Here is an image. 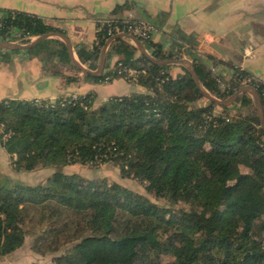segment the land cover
<instances>
[{"label":"trees","instance_id":"trees-1","mask_svg":"<svg viewBox=\"0 0 264 264\" xmlns=\"http://www.w3.org/2000/svg\"><path fill=\"white\" fill-rule=\"evenodd\" d=\"M127 7H115L108 17L120 18L116 15ZM97 27L92 49L80 46L75 51L89 70L97 68L110 38L107 24ZM52 32L59 30L40 17L0 9V42ZM140 42L156 59L188 58L214 98L227 99L247 85L264 107V83L244 71L236 69L226 78L213 73L204 58L217 61L196 53L195 47L165 52L151 39ZM25 51L44 65L55 61V75L77 82L62 73L65 67L77 70L64 42L45 39ZM19 52L0 50V63ZM136 53L131 43L113 40L103 73L82 76L94 84L123 79L143 92L112 96L98 106L93 92L54 100L0 101V141L11 170L52 171L36 185L0 175V258L25 243L29 211L53 204L87 220L84 235L68 238L52 264H264V132L250 96L242 93L230 106L198 105L201 94L184 67L171 76L174 66L156 65L143 56L136 58ZM113 57L117 59L110 66ZM129 69L135 74L129 75ZM248 78L252 81L244 84ZM75 164H112L121 178L138 181L147 194L182 206L168 212L116 182L85 183L63 172ZM46 217L41 216L40 223ZM56 222L63 220H51L47 236L43 232L33 240H47L42 255L61 245L59 233L68 224L57 228ZM161 256L172 260L164 263Z\"/></svg>","mask_w":264,"mask_h":264},{"label":"crops","instance_id":"crops-1","mask_svg":"<svg viewBox=\"0 0 264 264\" xmlns=\"http://www.w3.org/2000/svg\"><path fill=\"white\" fill-rule=\"evenodd\" d=\"M127 4V9L116 16L123 18L132 12L150 23L153 27L151 40L160 44L163 51L195 47L196 53L217 61L204 58L216 74L229 78L234 70L240 69L264 83V0H0V9L35 15L64 33L71 42L74 59L79 63L76 48L92 49L98 19L109 16L115 7ZM116 59L109 60L110 66ZM54 63L44 65L41 59L30 57L25 50L10 55L7 61L0 63V101L54 100L93 92L96 95L94 105L98 106L112 96L144 91L123 79H114L105 85L84 81L77 67L78 71L72 67L63 68V74L77 80L65 82L53 73ZM174 70L170 71L171 76L176 72ZM0 152L8 159V170L0 169V175L28 185L43 182L33 184L23 179L24 175L37 169L13 172L10 156L3 151L1 141ZM44 170V178L52 173L50 169ZM24 242L20 249L1 257L0 264H42V255H37L31 248L33 242L26 239Z\"/></svg>","mask_w":264,"mask_h":264},{"label":"rangeland","instance_id":"rangeland-1","mask_svg":"<svg viewBox=\"0 0 264 264\" xmlns=\"http://www.w3.org/2000/svg\"><path fill=\"white\" fill-rule=\"evenodd\" d=\"M100 31V29L98 27H96L95 29V34ZM95 38V37H94ZM185 60L190 61L188 58H182ZM176 68V72L173 73V75L181 72L179 65L174 66ZM102 85V84H101ZM105 85V84H103ZM102 87H106V86H102ZM207 100L204 99L201 96V99L196 103L198 105H203L206 104ZM3 153V152H2ZM0 152V169L1 170H8V166L6 165L8 163V159L6 158V156H4ZM46 168H42V169H37L36 171H34L33 173H28L27 175H24V178L28 183H37L39 181H43L45 178V170ZM64 173L66 174H76L78 176H80L83 181L86 183L87 181H100V180H107L112 181V182H116L119 185L128 188L129 190H132L140 195L145 196L150 202H152L153 204H157L159 207H165L167 208L168 212L170 210H174L180 206H182L179 203H169L166 202L162 199H156L153 195L151 194H147L144 190L143 185H141L138 181L134 180V179H126V178H121V175L119 174V170L117 167H115L112 164L109 165H100V166H96V167H90V166H80L78 164L75 165H70L65 167L64 169ZM44 178V179H43ZM57 210V211H56ZM29 214V218H28V225H27V230H29L30 234L26 237V241H31L33 242L34 238L38 235V234H43L44 232V237L47 236V232L45 234V231L48 230L49 228V223L51 220H59L62 219L63 222H56V224H54V227H60L63 223H67L68 226L66 228V231L60 232L59 233V237H58V241L60 242V246L58 248L57 251H47L44 255H42V249H44L47 246V240H44V242H42L41 244H33L32 243V249L34 250V252L39 256L41 259V263L42 264H52L51 263V259L54 256H58L61 255L64 250L66 248H64V243H66V240L68 238H70L72 235H84L83 230L85 227V222H86V217L83 215H76V214H72V213H65L63 211H59L53 204H50L49 206L46 207V209H38V208H32ZM55 213V215H53L51 217V214ZM46 217V220H44L43 223H40V217L43 216V218ZM77 228V230H76ZM63 243V245H62ZM28 245V244H27ZM39 251V252H38ZM41 251V252H40ZM171 258L168 256H161L160 257V261L164 262V263H169L171 262Z\"/></svg>","mask_w":264,"mask_h":264},{"label":"water","instance_id":"water-1","mask_svg":"<svg viewBox=\"0 0 264 264\" xmlns=\"http://www.w3.org/2000/svg\"><path fill=\"white\" fill-rule=\"evenodd\" d=\"M57 38L60 41L65 43V46L67 48L68 56L70 58V61L72 64H74L75 67H77L82 73H88L92 76H98L101 75L104 71L105 68V58H106V52L110 46V44L113 42V40L120 39L125 42L131 43L135 49L136 52L139 54V56H143L145 59H147L149 62H152L156 65L159 66H176L179 65L181 67H184L190 74L192 80L194 83H196L199 92L201 96L207 100V102L213 103L215 105H221V106H230L242 93H246L250 96L252 100V104H254L258 121H259V126L261 127V130L264 132V112H263V104L260 102L259 95L255 91L254 88L251 86H243L240 88L238 92L233 94L227 99L220 100L214 98L199 82L196 73L194 72L193 66L191 61L185 60V59H156L154 58L151 54L147 52L145 49L144 45L138 41L136 38H134L131 35H126V34H117L109 38L106 42V45L102 49L98 61H97V68L95 70H89L87 67H83L81 64H79L73 56V51H72V45L71 42H69V39L64 33L60 32H52V33H47L43 35H39V37H34V39L27 44H20V43H10V42H0V50H7V51H17V50H28L31 49L37 45H39V42L49 39V38Z\"/></svg>","mask_w":264,"mask_h":264},{"label":"built area","instance_id":"built-area-1","mask_svg":"<svg viewBox=\"0 0 264 264\" xmlns=\"http://www.w3.org/2000/svg\"><path fill=\"white\" fill-rule=\"evenodd\" d=\"M118 23H122V25H124L123 28H120L117 25ZM97 24L99 26L107 24L108 35L110 38L114 35H117V34H126V35L133 36L138 41H150L151 33L153 31V27L151 26L150 23L146 22L144 19L138 17L135 13H132V12L127 13V15L123 18H110L108 16H105V18H99L97 21ZM33 39H34V37H30V36L20 37L19 35H17L16 40L14 42H10V43L27 44L28 42L32 41ZM212 72L215 73L214 70H212ZM119 74H120V72H119ZM128 74L134 75L135 71L132 69H129ZM252 79L248 78V79L243 80L242 82L244 84L250 83L252 81ZM256 82H257V80H256ZM105 83H107V79L105 80ZM105 83H103V84H105ZM220 87L223 89V88H225V85L220 82Z\"/></svg>","mask_w":264,"mask_h":264}]
</instances>
